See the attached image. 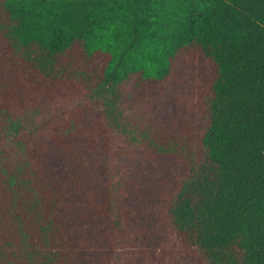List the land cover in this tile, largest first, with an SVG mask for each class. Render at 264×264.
I'll return each instance as SVG.
<instances>
[{
	"label": "trees",
	"instance_id": "obj_1",
	"mask_svg": "<svg viewBox=\"0 0 264 264\" xmlns=\"http://www.w3.org/2000/svg\"><path fill=\"white\" fill-rule=\"evenodd\" d=\"M0 264H264V0H0Z\"/></svg>",
	"mask_w": 264,
	"mask_h": 264
}]
</instances>
